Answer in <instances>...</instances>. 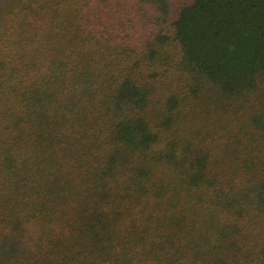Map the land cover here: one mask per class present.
<instances>
[{
	"label": "trees",
	"instance_id": "16d2710c",
	"mask_svg": "<svg viewBox=\"0 0 264 264\" xmlns=\"http://www.w3.org/2000/svg\"><path fill=\"white\" fill-rule=\"evenodd\" d=\"M0 264H264V0H0Z\"/></svg>",
	"mask_w": 264,
	"mask_h": 264
}]
</instances>
